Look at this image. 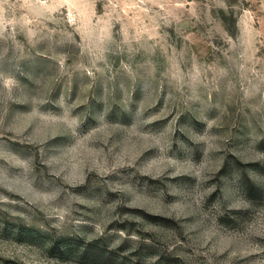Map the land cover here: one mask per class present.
Returning a JSON list of instances; mask_svg holds the SVG:
<instances>
[{
    "label": "rangeland",
    "instance_id": "1",
    "mask_svg": "<svg viewBox=\"0 0 264 264\" xmlns=\"http://www.w3.org/2000/svg\"><path fill=\"white\" fill-rule=\"evenodd\" d=\"M0 264H264V0H0Z\"/></svg>",
    "mask_w": 264,
    "mask_h": 264
}]
</instances>
